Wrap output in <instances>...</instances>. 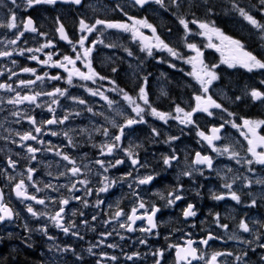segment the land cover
<instances>
[{"label": "flooded vegetation", "instance_id": "obj_1", "mask_svg": "<svg viewBox=\"0 0 264 264\" xmlns=\"http://www.w3.org/2000/svg\"><path fill=\"white\" fill-rule=\"evenodd\" d=\"M235 2L264 23V12L260 11L258 0H235ZM17 3L21 5L15 9L18 21L31 17L39 31L46 33V37L26 32L16 45H7V39L13 38V32L0 28V41H3L0 43V51L16 49L13 56L0 58V72L3 73L0 75V83L12 84L13 88L22 95L48 92L54 87L67 89V95L59 97V104L52 107L58 119H63L65 115H68L69 119L63 124L44 125L41 134L33 132V135H38V139L43 140L44 144L32 140L22 141L17 133L23 134L33 127L26 119L27 116H34L38 123L52 117L53 113L47 110L52 97L40 96L38 103L42 107L28 103L12 105L8 104L7 100L15 93L0 89V101H2L0 102V189L4 192V202L14 213L12 220L0 222V256L7 252L12 254L19 252L25 256L27 264H97L98 260L101 264H155L156 257L151 253L157 249H164L161 264H177L176 249L169 248V245H183L189 234L191 239L198 242L208 233H212L219 239L209 241L207 247L199 243L194 245L198 251H203L205 259L210 258L214 252H231L234 255L218 257V264H237L234 257L247 252L248 255L242 258L245 264H264V260H261L264 249L256 246L257 243H264V228L260 227L264 225V184L255 183L258 179H264V165L254 163L251 166L254 171L249 172V166L243 160L237 164L236 160L230 159L227 154L219 155L197 135L198 131L210 134L213 126L218 127L228 120L242 123L239 117L264 120V102L254 101L247 94L253 88L264 91V84H261V81H264V69H254L249 72L239 64L236 67H229L222 61L233 56L234 53L226 42L221 44L220 39L212 33H209L210 40L209 35L201 34L204 30L196 24L189 23L191 32H186L179 23L181 17L189 21L207 22L226 36L239 40L246 51L264 60L262 34L239 15L233 7L234 0H180L179 8L171 4L170 0H165L164 7L155 3L140 7L131 0H82L80 5L58 2L55 5L39 4L31 8H26L23 0H17ZM10 7H13L10 0H0V19L7 15ZM57 17L59 22L64 24L65 31L73 43L81 35L78 23L80 19H84L89 24L96 19H103L133 25L134 21L129 20L128 17L147 18L148 23L156 28V33L154 34L149 28L136 25L142 36L146 38L144 39L139 36L134 37L132 32L97 26V30L88 36L86 44L97 42L91 54V63L95 71L106 79L101 80L97 77L93 82L73 76V82L69 85L66 80L68 73L62 68L42 65L30 59L32 55H36L39 60H46L47 53H53V61L61 60L63 55L75 57L72 44L61 40L56 31ZM157 35L179 54V58L170 55L167 50L156 47H152L151 56L147 54V50H142L145 45H155ZM47 40H51L55 47L45 48L41 52H25L23 56L18 54L21 49L39 48ZM188 43H194L200 48L203 52L201 59L209 68L217 65L215 72L218 79L209 85V91L205 95H211L217 103L235 115L229 117L228 113L221 109H210L213 112L212 116L196 112L192 118L194 124H181L178 119L173 118H169L165 123L151 115L147 106H144L142 101H138L146 109L143 113L146 123L125 129L122 148L131 147L139 164L133 166L126 153L120 150L114 151L112 155L101 156L98 146L108 139L102 135V127L108 128L110 134H115L118 129L113 128L109 120L115 119L117 123H123L125 117L136 115L119 89L136 98L143 78L147 76L149 103L158 111L183 118L182 114L175 112V107L179 105L185 111H190L195 106V96L201 94V86L195 77L190 75L194 68L187 60L196 56V53L187 47ZM210 43L220 50L218 51L217 47H209ZM76 47L78 51H82L78 44ZM129 52L132 55H129ZM13 60L16 61L15 64L12 63ZM24 67L36 69L37 75L48 73L49 77L60 75L62 79L51 80L45 77L43 81H37L28 88L18 87L19 80L35 79L32 74L21 71ZM76 67L81 71H87L82 61H77ZM113 68L117 71L113 72ZM9 69L17 73L11 76V79H9ZM112 81H115V84ZM114 88L117 90L113 91ZM88 89L98 90L108 96L114 101L113 105L109 107L107 101L99 95H91ZM237 96L241 99L236 100ZM71 97L83 99L86 104H79ZM86 107H92L93 113L97 114L87 112ZM17 111L21 116L12 115ZM77 112L80 114L76 115ZM153 128L159 132V135L153 134ZM52 131L57 135H51ZM258 131L264 135V126ZM220 135L222 139L214 141L217 147L231 144L240 152L242 158L252 159L251 154L246 152L247 141L230 123L225 124ZM169 137H179V139L169 142ZM69 139L72 140V145L69 144ZM28 145L40 149L35 153V160L30 159L32 154L27 152ZM49 147L53 150L48 151ZM261 150L257 149V151ZM57 151L75 159L83 174L80 177H71L70 174L61 176L60 173L65 172L71 165L61 156H57ZM196 152L211 156L213 168L208 169L206 166L194 164ZM173 154L178 159L169 167L163 163V158ZM9 159L17 162L15 168L9 167ZM97 159L106 162L107 172L95 163ZM117 159L123 160L124 163L116 167L108 165L107 162H114ZM28 168L35 170L31 181L27 179ZM185 171L192 172V175H183ZM129 173L131 175H128ZM147 175H152L154 179L148 184L140 185L138 180ZM9 176L15 179L9 180ZM105 176L108 180L115 181V184L109 187L107 192L101 193L97 190L103 183H108L104 180ZM85 177L90 181L88 188L92 190L91 195H86L83 186L79 184L77 187L80 191L73 192H69L65 187H60L58 192L45 187L47 184L69 185L76 179ZM225 177L228 182H232L235 178L232 190L240 195V203L233 201L227 195L228 190L223 187ZM21 179L28 186L29 195L45 199L44 205L16 196L14 187ZM247 180L253 182L250 187L246 186ZM174 193H178L183 198L169 206L167 200L173 198ZM213 194H225V199L215 200L212 198ZM73 196L86 199L88 207L84 206L82 200L72 199ZM62 198L70 200L65 206L64 224L67 226L75 222L72 231L79 232V236L70 233L66 235L50 219L61 207L58 201ZM252 199L257 201L254 207L249 206ZM100 200L104 203L97 208L95 205ZM139 200L145 202L149 212L153 206L160 208L154 218L157 227L151 233L139 230L128 232L119 227L123 217L120 221L112 219L118 208L129 213L138 205ZM29 204L38 213L47 215L32 216L27 211ZM188 204L195 206L194 210L197 212L195 217L183 216ZM74 211L76 215L72 214ZM144 211L145 209H140L138 214ZM81 212L83 215H80ZM217 214L219 223L228 225L227 230L218 226ZM94 215L95 220L92 219ZM242 219L249 222V226L253 228L252 233H243L238 228ZM85 220L88 224L83 223ZM109 220L111 223H105ZM45 226L46 233L41 231ZM142 227H148L146 219L136 221L135 228ZM108 232L112 234L101 235ZM234 235L240 239L253 240V243L249 245L241 243L240 239H230ZM255 235L261 236L260 241H255ZM121 236L124 239H121ZM141 239L146 240L147 243L141 244L139 242ZM108 244H115L117 247L109 248ZM93 245L96 246L93 247L95 254L87 251ZM66 247L75 251L72 253L57 251V248ZM136 252L141 254L140 257L131 261L126 258L127 255ZM102 253H107L108 256L115 255L117 260L103 258ZM29 258H32L33 262L30 263ZM193 264H205V262L194 260Z\"/></svg>", "mask_w": 264, "mask_h": 264}, {"label": "snow or ice", "instance_id": "obj_2", "mask_svg": "<svg viewBox=\"0 0 264 264\" xmlns=\"http://www.w3.org/2000/svg\"><path fill=\"white\" fill-rule=\"evenodd\" d=\"M58 2L62 3H72L75 5H80L82 3V0H23V5L26 8H31L35 5L39 4H48V5H55ZM135 5H138L140 7H144L147 4L155 3L158 5H161V7L165 6V0H133ZM171 4H174L177 8L180 7V0H170ZM258 3L260 5V11L264 12V0H258ZM10 4L13 7L8 8L7 15L0 19V28L7 29L9 31L13 32V38L7 39V45H16L22 37H24L26 32L31 33H37L41 36L46 37V33L40 32L39 29L35 26V22L31 17H28L26 19H21L18 21L17 15H16V8L21 7L20 4L17 3V0H10ZM233 7L235 10L239 13L241 17H243L254 29L257 30L258 33L262 34V38H264V23H262L260 20H258L254 15L251 14L249 10H246L244 7H241L238 3L235 2ZM123 11V9H121ZM209 11H211V8H209ZM127 15V13H125ZM129 20H133V25H129L128 23H122V22H112L107 21L103 19H96L93 23L89 24L84 19L79 20V31L81 35L79 36L78 40L73 43L71 39H69L65 27L63 23L59 22V18L57 17V28L56 31L59 34V37L61 40L67 41L69 44H72V50L75 53V57L70 55H63L61 60L53 61V53H47V59L46 60H39V57L36 55H32L30 59L36 60L42 65H50L52 67H58L62 68L65 72L68 73L67 75V83L69 85L73 82V76H78L81 80L84 81H93L95 82V79L98 77L99 79L103 80L106 79V77L100 76L99 73L95 71V69L92 67L91 63V54L93 49L96 46L97 42H92L91 44H86L88 41V36L91 35L94 31L97 30V26H104L107 29H121L126 32H132L134 37H141L142 33L139 32V29L136 27V25H140L142 27H146L151 29V31L155 34L156 28L148 23L147 18L144 19H134L133 17H128ZM179 23L183 26L186 32H191L189 29V23L196 24L198 27L202 30H204L201 34L203 35H209V33L215 34L221 41V44H224L225 42L230 47L231 51L234 53L233 56L225 59L222 61L223 63H227L229 67H236L237 64L240 66L246 68L249 72L253 71L254 69H264V60L258 59L256 55H254L250 51H246L244 49V45L236 39H233L230 36H226L224 33H222L219 29L215 27H211L209 23L207 22H201L197 20H186L185 18L181 17L179 18ZM146 39V38H144ZM157 43L155 45H145V47L142 50H147V54L149 56L152 55V47H156L158 49H164L167 50L168 53L174 57L179 58V54L167 43L164 42L158 35L155 37ZM209 39L211 40V36L209 35ZM99 43H103V41H98ZM0 43H3V41H0ZM79 45V48L82 49V51H78L76 45ZM209 47H217L214 44H209ZM55 47L54 43L51 40H47L46 43H44L41 47L33 49V48H27V49H21L19 50L18 54L23 56L25 52L34 53V52H41L45 48ZM187 47L194 51L196 53V56L191 57L187 60L188 63L193 64L194 71L190 73V75H193L195 79L198 81V83L201 86V94L195 96L196 104L190 111H185L183 108H181L179 105L175 107V112L178 114H182L181 118L180 116H172L171 113H166L162 111H158L156 108L152 107L149 103V97H148V91H147V82L148 77L145 76L143 78V82L139 87V92L137 94L136 98H133L131 95H129L127 92H125L123 89H119V91L122 93L123 98L125 101L128 102V104L131 106L132 111L136 114L135 117H125L123 123H117L115 119L109 120V123L113 128L118 129V132L115 134H110L108 128L102 127V135L107 139L106 142L100 144L98 147L100 148V155L101 156H108L112 155L114 151L120 150L124 151L126 153L127 158L130 160L131 164L133 166H136L139 164V160L135 158L134 152L129 147L128 149L122 148V140L125 136V129L131 128L133 125L139 124V123H146L144 120L143 113H145L146 109L139 103L138 101H142L144 106H147V108L150 110V114L157 117L161 121H164L167 123L169 118L178 119L181 124L189 125L194 124L193 121V115L196 112H203L206 113L208 116H212L213 112L210 111V109H221L223 112H227L229 117L234 116L235 114L232 112H228L226 108H223V106L220 103H217L216 100L212 98L211 95H205L209 91V85L212 84L214 80L218 79V76L215 72V68L217 65H213L211 68H209L206 64H204V61L201 59L203 56V52L200 50V48L197 47L194 43H188ZM217 50L219 51L220 48L217 47ZM16 51V49L12 50H2L0 51V58L3 57H11L13 56V53ZM129 55H132L131 52L128 53ZM77 61H82L87 68V71H81L79 68L76 67ZM196 63H193V62ZM13 64L16 63L15 60L12 61ZM197 64L199 65V68L197 69ZM71 66V67H69ZM172 67H175V65H172ZM23 73H30L33 76H35V79H29V80H19L18 87L22 88H28L34 84H36L37 81H43L45 77H48L51 80H60L62 77L60 75H54V76H48V73H44L43 75H37L36 69L24 67L21 69ZM113 72L117 71L116 68L112 69ZM10 76L9 79H11V76L17 75V73L12 72L11 69H9ZM0 75H3L2 72H0ZM113 84H115V81H112ZM261 84H264V81H261ZM118 88V86H117ZM0 89L7 90L9 92H14L15 95L12 98H9L7 100L8 104L12 105H22L25 103H28L30 105H35L36 107H42L40 103H38V98L42 95L52 97L51 104L48 105L47 110L50 113H53L52 117L50 119H47L45 121L37 122L34 116H27L26 119L29 121V123L33 126L32 129L28 132H25L23 134L17 133V135L20 136V139L22 141H37V143L44 144L43 140L38 139V135H33V132L36 134L42 133V128L44 125H53V124H63L66 120L69 119L68 115H65L63 119H58L55 115V109L52 107V105H58L59 104V97H64L67 95V89H61L60 87H54L52 91L48 92H34L32 94H21V92L17 91L15 88H13L12 84L10 83H0ZM113 91H116L117 89H112ZM89 93L93 96L99 95L102 99L107 101V104L109 107H111L114 103L111 99L108 98V96L104 95L103 93L97 91H93L92 89H88ZM252 100L254 101H261L264 102V91H261L259 89L253 88L247 93ZM71 99L75 100L79 104H86V101L83 99H79L76 97H71ZM236 100H240L241 97L237 96L235 97ZM2 102V101H0ZM86 111L89 113H93L92 107H86ZM76 115H79L80 113H75ZM96 115L97 113H93ZM12 115L14 116H21V113L19 111L13 112ZM99 115H103V113H99ZM118 115H123V113H118ZM105 119H108L105 117ZM239 119L242 121V123H236L235 120H228L224 123H221L218 127L213 126L210 129V134H206L204 131H198L197 135L202 138V140L206 141L207 144L212 148V150L219 155H225L227 154L230 159H235L237 164H240L241 161L248 165V171L253 172L254 169L251 167L254 163L259 165H264V135H261L258 131V129L261 128V126H264V120H252L244 117H239ZM231 124V126L235 129H237L240 134L244 137V140L247 141V147L246 152L251 154L252 159L249 158H242L240 156V152L236 150V148L231 144H225L223 147H217L214 143V141H219L222 139V136L220 135L222 129H224L225 124ZM101 129H98L100 131ZM152 132L154 135H159V132L155 128L152 129ZM51 135L55 136L57 133L55 131L51 132ZM67 135V133H65ZM169 142L172 140L179 139V137H169ZM16 141H13L15 143ZM69 144L72 145V140L69 139ZM22 147L24 145H21ZM262 149L261 151H257V149ZM53 149L51 147L48 148V151H52ZM40 151V149L32 147L31 145L27 146V152L32 154L30 156V159L35 160L36 156L35 153ZM57 156H61L64 161H67L71 167H67L65 172H61V176L71 175V177H80L82 173V169L80 166L77 165L76 160L72 159L68 154L63 153L61 151L56 152ZM178 157L176 155L172 156H166L163 158V163L169 167L172 166V162L174 160H177ZM16 161L9 159L8 165L11 168L16 167ZM96 164L100 165V167L103 169L104 172L108 171V167H106V162L101 159H97L95 161ZM109 166L116 167L117 165H120L124 163L123 160L117 159L114 162H107ZM196 165H203L206 166L208 169L213 168V158L209 155H202L200 152L195 153V159L193 161ZM33 168H28V180H32ZM231 171V169H229ZM203 172H201V175ZM128 175H131L129 173ZM185 176H191L192 172L185 171L183 173ZM15 177L9 176V180H14ZM154 177L152 175H147L138 180V183L140 185L148 184L150 183ZM225 183L223 184V187L228 190L227 195L230 196V198L237 202H241L240 195L237 194L236 191H233V184L235 183V178H233L232 182H228L227 178L225 177ZM247 179V178H245ZM104 180H107L108 183H103L101 187L98 188V192H107L109 187H111L113 184H115V181L108 180V177H104ZM90 181L85 177L84 179H76L75 181L71 182L69 185H61V186H54L52 184L45 185L46 188L52 189L54 192H58L60 190V187H65L68 189L69 192L73 191H80V188L77 187V184L83 186L84 191L86 195H91L92 190L88 188V184ZM253 182L251 180H247L246 186H251ZM257 184H264V179H258L255 181ZM27 185L25 184V181L23 179L19 180L15 184L14 191L17 197L23 198L25 200H32L35 201V203L44 205L46 203L45 199H39L36 195H29L27 192ZM131 187V185H129ZM40 189H37L39 191ZM171 199L167 200V204L169 206L175 204L176 201L182 199L183 197L180 196L178 193L172 194ZM213 199L215 200H223L225 199V194H213ZM51 199V198H50ZM72 199L75 200H82L85 207H88V201L86 199H83L82 197L73 196ZM58 203L61 205L59 210L50 217L52 222L55 224L56 227L60 228L66 235L71 234L73 236H79V232L72 231V229L75 227V222H73L70 225L64 224V212H65V206H67L70 203L69 198H62L58 201ZM104 202L102 200L98 201L95 205L97 208H99L100 204H103ZM257 201L255 199L251 200V203L249 206L254 207L256 205ZM193 204H188L186 209L183 211V216L185 218L187 217H195L197 215V212L194 210ZM140 209H145L143 213H139ZM27 211L31 213L34 217H39L42 215H47L46 213H38L34 210L33 206L31 204L27 205ZM160 211V208L153 206L151 208V211L149 212L146 209L145 202L143 200L138 201V205L134 206L129 213H125L123 209L118 208L115 213L113 214L112 219H115L117 221H120V219L123 217V222L119 223V227L122 229H126L128 232L139 230L141 232L151 233L153 229L157 227V224L155 222V216ZM73 215H76V212L74 211L72 213ZM80 215H83L81 212ZM14 216L13 210L8 207V205L4 202V192L3 189H0V222H4L6 220H12ZM93 220L96 219V216L94 215L92 217ZM147 220L148 227H142L139 229L135 228L136 221L137 220ZM216 222L219 227L227 230L228 225L227 224H220L219 223V215L216 216ZM83 223L88 224V221H84ZM105 223H111V220L106 221ZM27 227V226H26ZM260 227L264 228V225H260ZM238 228L243 233H252L253 228L249 226V222L246 220H240L238 224ZM41 231L47 232V227L41 228ZM112 233H101L102 236H110ZM49 239H52V237H49ZM121 239H124L123 236H121ZM219 239V237L214 236L212 233H208L207 236L200 241H195L189 238L185 241L183 245L180 244H174L169 245V248H175L176 249V261L177 264H193L194 260H203L205 264H218V257L221 256H232L234 255L231 252L225 253V252H214L210 258L205 259V255L203 254L202 250L198 251L197 247H194L195 244L199 243L201 245H204L207 247L209 245V241ZM230 239H240L237 236H232ZM255 241H260L261 236L255 235L254 236ZM141 244H146L147 241L144 239H141L139 241ZM241 243H246L251 245L253 243V240H246V239H240ZM101 244L103 241L100 242ZM260 249H264V243H257L256 245ZM93 247H96L93 245L92 247L88 248V252L93 253ZM107 247L109 248H115L117 245L115 244H108ZM254 250V249H253ZM57 251L60 252H68V251H75L74 249H71L70 247H66L63 249L57 248ZM164 249H157L156 251L152 252L151 254L156 257L155 264H161V260L164 257ZM140 253H132L130 255H127L128 260H134V258L140 257ZM247 252H242L241 255H237L234 257L237 264H245L243 261V257L247 256ZM101 256L103 258L110 259L111 261H116L117 257L115 255L108 256L107 253H102ZM79 259V257H78ZM261 260H264V256L261 257ZM97 264H101V261H97Z\"/></svg>", "mask_w": 264, "mask_h": 264}, {"label": "trees", "instance_id": "obj_3", "mask_svg": "<svg viewBox=\"0 0 264 264\" xmlns=\"http://www.w3.org/2000/svg\"><path fill=\"white\" fill-rule=\"evenodd\" d=\"M26 260L25 256L19 252L13 254L11 252H7L6 254L0 256V264H13L15 262L17 264H27L25 262ZM29 262H33L32 258H29Z\"/></svg>", "mask_w": 264, "mask_h": 264}, {"label": "bare ground", "instance_id": "obj_4", "mask_svg": "<svg viewBox=\"0 0 264 264\" xmlns=\"http://www.w3.org/2000/svg\"><path fill=\"white\" fill-rule=\"evenodd\" d=\"M232 12H233V11H232ZM232 12H231V14H233ZM228 13H229V12H228ZM224 15H225V14H224ZM228 15H229V14H228ZM223 17H224V16H223ZM227 17H228V16H227ZM231 17H233V15H232ZM224 18H226V17H224ZM150 160H151V158H150ZM151 161H152V160H151ZM147 162H149V161H147ZM147 162H146V163H147ZM153 162H154V161H153ZM77 246H78V245H77ZM73 247H74V246H73ZM70 252L72 253V251H70Z\"/></svg>", "mask_w": 264, "mask_h": 264}, {"label": "water", "instance_id": "obj_5", "mask_svg": "<svg viewBox=\"0 0 264 264\" xmlns=\"http://www.w3.org/2000/svg\"><path fill=\"white\" fill-rule=\"evenodd\" d=\"M133 2V0H131Z\"/></svg>", "mask_w": 264, "mask_h": 264}]
</instances>
